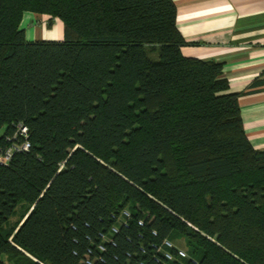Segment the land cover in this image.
Here are the masks:
<instances>
[{
	"label": "trees",
	"instance_id": "1",
	"mask_svg": "<svg viewBox=\"0 0 264 264\" xmlns=\"http://www.w3.org/2000/svg\"><path fill=\"white\" fill-rule=\"evenodd\" d=\"M177 11L0 0V154L31 144L0 161V264H163L166 239L187 264H264V150L224 64L183 54ZM26 12L64 39L28 40Z\"/></svg>",
	"mask_w": 264,
	"mask_h": 264
},
{
	"label": "crops",
	"instance_id": "2",
	"mask_svg": "<svg viewBox=\"0 0 264 264\" xmlns=\"http://www.w3.org/2000/svg\"><path fill=\"white\" fill-rule=\"evenodd\" d=\"M174 1L183 54L224 64L231 91L240 94L246 134L264 150V0ZM22 28L30 41L64 39L63 22L49 15L26 12Z\"/></svg>",
	"mask_w": 264,
	"mask_h": 264
},
{
	"label": "built area",
	"instance_id": "3",
	"mask_svg": "<svg viewBox=\"0 0 264 264\" xmlns=\"http://www.w3.org/2000/svg\"><path fill=\"white\" fill-rule=\"evenodd\" d=\"M20 131L23 135L27 136L28 135V128L24 125H20ZM30 142L26 139V141H24L23 144H21L20 146H16L12 149L15 150H19V151H27L30 148ZM9 149L6 154L1 155L0 154V161L3 163H7L13 155V150ZM124 214L126 216H130V213L128 211H124ZM140 225H144L143 220L139 221ZM113 231L117 232L118 229L116 227L113 228ZM154 234H156V232H154ZM166 246L167 249H163V257L160 256H155V259L157 262L163 261V264H173L172 262L175 261L177 264H187L185 262L186 259L189 258V255L187 253V251L183 248H179L176 245H174V243L168 239L164 240L163 242V246ZM176 249V253L172 252L171 249ZM100 249L104 250L105 247L103 245H100ZM158 250H161V248L158 247ZM162 251V250H161ZM88 264H92V262L90 260L87 261ZM141 264H145L144 262Z\"/></svg>",
	"mask_w": 264,
	"mask_h": 264
},
{
	"label": "rangeland",
	"instance_id": "4",
	"mask_svg": "<svg viewBox=\"0 0 264 264\" xmlns=\"http://www.w3.org/2000/svg\"><path fill=\"white\" fill-rule=\"evenodd\" d=\"M63 35V34H62ZM155 54H152V56H154ZM179 240H181V241H179V242H176V244L178 245H181L182 246V244H181V242L182 241H184L185 240V238L184 237H180V239Z\"/></svg>",
	"mask_w": 264,
	"mask_h": 264
}]
</instances>
